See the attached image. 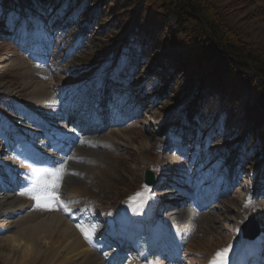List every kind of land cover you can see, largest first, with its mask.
I'll return each mask as SVG.
<instances>
[{
    "label": "rangeland",
    "instance_id": "obj_1",
    "mask_svg": "<svg viewBox=\"0 0 264 264\" xmlns=\"http://www.w3.org/2000/svg\"><path fill=\"white\" fill-rule=\"evenodd\" d=\"M93 1L90 7L102 11L93 24H88L87 17L86 25L73 27L67 22L69 16L62 20V13L54 12L32 21L22 19L19 24L8 17L0 26V170L11 164L24 169L17 172L22 177L27 175L31 166L27 162L21 166L20 145L16 142L25 138L45 139L44 130L53 134L52 127L44 128L33 121L28 125L27 118L54 125L52 121L58 118L59 111L56 108L53 116L47 114H51L48 110H53L57 104L71 101L73 106L76 103L73 114L78 116L104 100L106 115L113 106L118 122L106 124L98 133L84 135L93 142L79 147L81 156L71 159L79 171H73L71 183L63 185L64 194L69 187L82 189L77 198L80 211L84 209L98 219L104 214L116 218L114 214L119 215L125 202L145 185L144 172L150 170L155 176V185L149 186L154 198L158 196L156 193L170 191L171 187L164 189L157 185L163 176L174 185L187 186L190 180H197L200 188L222 185L228 189L216 204L217 208L201 214L206 220L197 219L201 229L199 238L205 248H215L218 243L230 247L232 239L237 238L235 231L241 232V226L251 215L260 229L264 227V177L259 178V173H264V143L261 151L252 144L264 136V114L256 118L253 116L256 109L252 112L249 109L259 82L253 67L248 63L240 67L238 73L243 79L236 83L237 99L231 97L229 84L220 92L225 96L222 98L228 100L229 108L233 106V110H226L223 120V101H213L216 108L210 112L201 108L196 99L176 102L173 99L181 86L199 77L195 58L191 57L182 73L177 70L171 78H165L173 73L174 66H180L183 54L189 51L185 38L175 35L178 15L172 10H161L150 1L144 3L139 16L144 27L155 24L148 29L158 36L156 48L144 59L140 58L138 49L130 58L121 54L116 64L111 62L110 67L104 68V60L97 59L102 47L116 44L119 50L126 40L120 27L129 16L135 15L141 0L131 5H128L131 0ZM200 2L207 8L208 19L214 25L224 27L231 37L264 52V0ZM116 20L121 24H114ZM203 31L208 37L206 27ZM204 78V75L200 78L201 83ZM47 81L48 85H43ZM43 111L48 113L35 118ZM251 117L255 118L251 126L254 129L249 124ZM27 125L28 129L24 130L23 126ZM8 136L11 139L7 140ZM252 139L255 140L251 142ZM89 153L94 154L95 159H88ZM19 181L21 186L17 193L26 191L22 180ZM259 187L263 193H258ZM155 190L157 192L153 193ZM13 194L9 190L1 193L0 201L8 202L6 196ZM248 199L252 203L245 208ZM159 205L161 208L162 204ZM185 210L184 216L181 215ZM156 216L160 217L149 225L147 238L154 248L153 257L161 260V240L158 241V233L152 227L161 222V217H167L162 222L176 223L182 234L193 222L194 213L185 206L165 207L157 210ZM107 224L106 221L104 225ZM107 228L111 231V227ZM143 238V234H137L128 240L130 254L138 256ZM183 238L181 235V241ZM117 241L121 239L117 237ZM189 241L180 243L178 252H171L175 257V252L180 254L170 259L172 264H188L190 259L196 261L193 264L202 261L200 255L187 251ZM0 264H6L1 257Z\"/></svg>",
    "mask_w": 264,
    "mask_h": 264
},
{
    "label": "trees",
    "instance_id": "obj_2",
    "mask_svg": "<svg viewBox=\"0 0 264 264\" xmlns=\"http://www.w3.org/2000/svg\"><path fill=\"white\" fill-rule=\"evenodd\" d=\"M134 1L137 3L140 0H131L128 5ZM150 1L161 10H172L178 15V24L176 26L175 35L180 39L185 38L186 45L189 51L183 54L184 58L180 66L173 67V73L169 74L167 79L171 78L174 72L179 70L182 73L188 64V58H195L194 63L197 64V71L199 77L194 80L186 81L185 86L175 94L174 101L182 102V100L196 99L199 106L207 111H213V101H223L225 107L221 109V114H225L226 110H233L230 107L228 100H224L225 88H230L231 97L239 96L238 87L236 83L242 80L243 77L239 75L240 67H245L244 63H248L253 67L259 80L255 93L252 95L251 105L249 109H256L253 116L260 117L264 114V52L258 51L249 47L246 43L228 35L224 27L214 25V22L209 21V14L207 8L200 2V0H141L137 6L138 9L135 15L129 16L124 26H121V34L125 35V42L119 43L118 46H103L99 54L98 60H104L103 64L109 66L112 62L111 58L115 56V52H119L117 60L121 54L124 57H132L136 55L138 49L140 58L144 59L146 54H149L156 48L158 36L152 34L148 28L155 24L143 26V19L139 16L140 11L143 10V5ZM93 0H0V26L9 17L16 24H19L22 19L36 20L43 18L50 13L58 10L64 16H69L70 23L73 27H81L86 25L87 17L88 24H93L98 17H101L102 11H98L94 6L90 7ZM122 8H118L122 10ZM98 11V12H97ZM134 12V9H133ZM85 14V15H84ZM97 17V18H96ZM124 21V20H123ZM114 24H121L116 20ZM206 27L209 31V36L206 37L203 31ZM128 29V30H127ZM127 30V32H126ZM126 32V34H124ZM195 38V39H194ZM188 39V40H187ZM180 58V57H179ZM106 62H109L106 64ZM187 63V64H186ZM196 70V69H195ZM204 75V82H200V78ZM210 84V85H209ZM214 90H217L215 92ZM228 90V89H227ZM207 95H210L207 97ZM207 97V98H206ZM206 98V99H205ZM236 99H232L236 101ZM234 112V111H233ZM254 117H251L249 122L250 127L254 124ZM252 131L254 129L251 127ZM249 130V133L251 132ZM261 145V144H260Z\"/></svg>",
    "mask_w": 264,
    "mask_h": 264
},
{
    "label": "bare ground",
    "instance_id": "obj_3",
    "mask_svg": "<svg viewBox=\"0 0 264 264\" xmlns=\"http://www.w3.org/2000/svg\"><path fill=\"white\" fill-rule=\"evenodd\" d=\"M48 83V81L46 83L44 82L43 85H48ZM68 105L69 103H66L65 105L57 104L55 107H63L62 109L66 110ZM48 111L54 112L55 110L53 109ZM45 113L48 112H42V114ZM62 119L63 116H61L59 120ZM41 124L42 126L46 125L44 121H42ZM94 129L95 128H93L92 126L91 130L89 131H96V129ZM57 130L59 131V134H62L66 141H72L68 149L66 147H63L62 145H57L55 142L50 144V149L53 148L55 150L67 151V153H65V158H63L62 160L57 159L53 166L60 167L61 164L64 165V174L59 182L60 187L57 194L61 201L68 203L69 207L71 208V212L66 213L59 207V205H55L51 209L39 208L36 206V202L30 198V194L12 197L6 196L5 199L6 201L8 200V202L0 201V257L6 262V264L148 263L150 259L148 260L144 256V252L147 251L146 247L144 248L143 254L137 259H134L132 257H123L121 254L114 253L110 251L109 248L103 246L100 243H97L95 239V237L97 236L96 234L91 237V240H86L81 232L77 229V224H89L85 221L84 214L80 213L81 206L79 205V201L77 200V198H79L78 194L82 192V189L77 186H73L71 188L69 187V191L67 192V194H64L63 185L71 183L70 174L73 173V171H79L77 165L69 163L67 159L81 156V152L78 151V145L84 143L85 145H87V143H89V140L80 139L78 133L61 130L60 125H57ZM46 146L47 143L43 141H38V144L35 145L36 150L40 151L41 148H44ZM74 146H76L75 151L73 150ZM23 152L29 155L30 159L35 161V163L42 162L44 153L41 151V155L40 153L36 152L33 149L32 145H24ZM93 155L94 154L91 153L90 158L88 159H95ZM37 159H40V161H37ZM20 160L22 161L21 166H24V157H22ZM47 160H50V158L47 157ZM32 165L33 168L36 167V164ZM12 168L14 170L18 169V167ZM31 169L29 170V173ZM0 177H2V170L0 171ZM158 185H161V183H159ZM8 188L9 184L6 182V180L3 179L0 185V194L3 192V190H6ZM178 191H180V189L163 193L160 195V197H158V199L165 200L168 197H172V199L176 198ZM259 192H262L261 187H259L258 189V193ZM195 194H197V192H195ZM173 202L174 201L171 202L172 205L170 204L171 207H177L178 204ZM168 203L169 202H165L164 206H169ZM135 204L136 203H131V217L136 216V218L144 219L145 216H151L149 203H145L146 209L142 214L138 213ZM186 212L187 211H182V215ZM202 215L199 213L194 214L193 222L190 223V227L187 228L185 232L187 235V239L190 240L187 244V251L190 253H196L202 257V261L199 264H208L209 260L212 259L217 250L224 248H229V251L227 253V263L232 259V257L235 258L237 257V255H241L244 248L249 249V251H253L252 247L249 246L250 242L248 240L244 238L240 239L238 237L239 230L235 231L234 237L236 236L237 238L232 239L233 241L230 247H222L218 243L216 244L217 247L215 248H205L204 244L199 238L201 229H199L200 226L197 222V219L206 220L202 218ZM262 215L264 219V212H262ZM163 228L166 232L165 238L169 240V242H165L166 248L168 247L169 243L173 249H177L180 238L178 234V225L171 224ZM104 231L105 230H102L100 235L103 234ZM139 231V233L142 232L141 229ZM262 233H264V231H262ZM203 259H205L206 261L203 262ZM189 261L191 263H193V261L196 262L194 259H190Z\"/></svg>",
    "mask_w": 264,
    "mask_h": 264
},
{
    "label": "snow or ice",
    "instance_id": "obj_4",
    "mask_svg": "<svg viewBox=\"0 0 264 264\" xmlns=\"http://www.w3.org/2000/svg\"><path fill=\"white\" fill-rule=\"evenodd\" d=\"M63 169V164L60 167H36L31 169L30 173L27 174L30 177V187L26 192H21L20 194H30V198L36 202V206L39 208L51 209L55 205H59L63 211L70 213L71 208L68 203L61 201L57 194L60 187L59 182L64 174ZM151 198V189L144 185L139 192L129 199L132 203L142 204ZM251 203L250 199L246 200L244 207H249ZM76 227L86 240H91V237L95 234L96 225L94 224H77ZM228 251L229 248L217 250L208 264H227Z\"/></svg>",
    "mask_w": 264,
    "mask_h": 264
},
{
    "label": "water",
    "instance_id": "obj_5",
    "mask_svg": "<svg viewBox=\"0 0 264 264\" xmlns=\"http://www.w3.org/2000/svg\"><path fill=\"white\" fill-rule=\"evenodd\" d=\"M145 182L148 183V184L153 183V177H152V174L149 171H146V173H145ZM249 222H252V219L251 218L248 221V223Z\"/></svg>",
    "mask_w": 264,
    "mask_h": 264
}]
</instances>
